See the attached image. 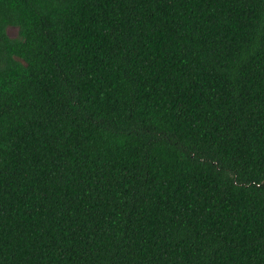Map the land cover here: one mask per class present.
<instances>
[{"label":"trees","instance_id":"trees-1","mask_svg":"<svg viewBox=\"0 0 264 264\" xmlns=\"http://www.w3.org/2000/svg\"><path fill=\"white\" fill-rule=\"evenodd\" d=\"M0 264H264V0H0Z\"/></svg>","mask_w":264,"mask_h":264},{"label":"rangeland","instance_id":"rangeland-1","mask_svg":"<svg viewBox=\"0 0 264 264\" xmlns=\"http://www.w3.org/2000/svg\"><path fill=\"white\" fill-rule=\"evenodd\" d=\"M16 29L14 27H8L7 28V32L10 34V35H15V31Z\"/></svg>","mask_w":264,"mask_h":264}]
</instances>
